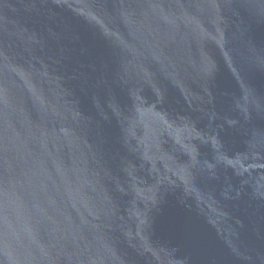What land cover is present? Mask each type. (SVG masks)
Here are the masks:
<instances>
[{"label": "water", "instance_id": "1", "mask_svg": "<svg viewBox=\"0 0 264 264\" xmlns=\"http://www.w3.org/2000/svg\"><path fill=\"white\" fill-rule=\"evenodd\" d=\"M0 264H264V0H0Z\"/></svg>", "mask_w": 264, "mask_h": 264}]
</instances>
